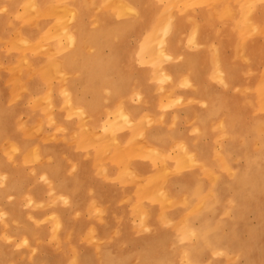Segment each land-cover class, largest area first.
<instances>
[{"label":"rangeland","instance_id":"1","mask_svg":"<svg viewBox=\"0 0 264 264\" xmlns=\"http://www.w3.org/2000/svg\"><path fill=\"white\" fill-rule=\"evenodd\" d=\"M182 1L166 0L167 12L159 29L150 35L138 63L141 70L150 72L145 85L153 92H160L159 103L167 105L170 111L179 112L180 117L176 123H165L155 115L150 120L147 115L152 112H145L143 129L148 137L164 132L172 141L178 128L185 131L198 127L199 115H203L205 122L200 123L206 127L207 133L199 135L200 139L215 147L209 158L216 155L215 160L226 159L225 148L234 143L233 130H236L237 140L233 146L237 165L242 167L259 159L264 166V28L257 29L255 20L248 19L247 14L241 23L242 29L237 32V45L230 58L225 59L220 51H216L212 66L201 64L200 70L206 74L205 83L215 92L205 101L196 94L197 83L193 77L168 80L164 74V71L170 72L165 19ZM61 2L68 0H48L45 6L40 0H0V18L8 21L7 34L0 32V264H74L75 255H78V264H100L105 259V249L128 251L138 247L129 238L118 244L115 237L117 231L130 229L120 223V218L127 212L126 221L138 219L136 214L129 212L125 193L120 191L122 183L118 180H114L115 185L105 183L107 198L104 201L97 197L96 190L91 189L101 176L99 163L93 164L90 148L94 145L90 144L103 140V131L114 120L116 112L106 113L109 104V109L116 111L123 102L132 106L149 101L142 91L144 80L137 75L131 77L129 97L103 101L108 105L99 113L100 125L93 123L90 114L74 109V105L71 107L62 93H55L56 101L48 100L46 93L50 86L59 90L56 81L62 75L59 71L62 64L55 59V56L62 55L59 45L66 41V47H71L73 43L71 38L60 35L73 23V17L66 16L68 8ZM106 3L116 18H132L137 14L127 1L106 0ZM28 28L40 33L35 34L38 41L31 38ZM154 35L156 43L153 45ZM254 42L262 45L255 55L249 49ZM191 44L197 49H207L202 43ZM155 51H158L155 53L157 58ZM37 58H44L45 62ZM229 63L233 65L230 70L236 81L233 91L229 89L226 74L225 66ZM41 65L48 77L42 74L38 78L43 72ZM228 92L237 98L236 110L228 101ZM219 96H222L220 101L216 100ZM187 112L190 116L186 115ZM196 132L197 129L195 134L198 135ZM122 133L127 135L129 131L125 129ZM138 135L137 131L133 132L132 139L141 141ZM169 148L174 162L180 151L176 147ZM147 158L138 153V166L143 167ZM57 171L60 179L57 177L55 183L62 181L68 184L66 187L74 179L84 178L77 186L75 200H66L63 194L70 192L65 186L59 185L66 192L58 196L52 191L54 182L47 181V176H53ZM128 179L143 180L138 177ZM230 180L229 176L224 178L222 187L225 188ZM124 189L127 191L126 186ZM231 194L232 188L228 192ZM92 200H99L102 208L110 209L100 215L101 212L91 207ZM54 210L61 211L65 218L59 231L52 213ZM246 217L250 224L257 225L253 211ZM91 225L97 227L95 238L89 234ZM130 259L139 262L137 256Z\"/></svg>","mask_w":264,"mask_h":264},{"label":"bare ground","instance_id":"2","mask_svg":"<svg viewBox=\"0 0 264 264\" xmlns=\"http://www.w3.org/2000/svg\"><path fill=\"white\" fill-rule=\"evenodd\" d=\"M122 1H127L137 14L133 20L125 19L118 24L109 15V8L103 0L61 2L69 10L66 16L73 17V23L60 34L72 39L71 47L78 40L79 46L92 44L97 50H103L106 47H111L113 50L110 56L98 54L93 58L89 57L87 76L96 74L98 71L95 67L102 61L118 62V64L123 61V55L119 51L121 42L123 46H126L122 49L135 46L143 51L150 35L159 29L161 20L167 12L166 0ZM98 2H100V10H93V5ZM263 3L264 0H252L248 19L254 18L255 15L263 16L264 12L259 14ZM175 17L176 14L171 13L170 16L167 14L165 19L168 32L166 50H168L167 56L170 61L168 65L170 72L164 71V74L168 80L181 81L184 77H193L197 83L196 94L207 101L215 92L205 83L206 74L200 70L201 64L212 66L216 51H220L225 59H229L232 53L231 46L228 39L219 40L218 38L216 42H208L206 37L203 42L200 21L194 23V26L187 31V24L184 21L176 23ZM260 17L258 19L262 21ZM97 25V28H93ZM255 26L261 31L262 27L256 21ZM239 29L240 24L237 23V30ZM182 34H189L188 38L192 43H206V51H196L195 46L182 44ZM155 36L152 40L153 45L156 43ZM112 41L114 47H112ZM261 46L254 42L249 48L250 53L255 55ZM149 49L152 50L150 46ZM62 51L64 54L62 52L63 55L59 54L55 56V59L61 64L67 62L72 68L76 66L74 48L62 49ZM157 52H153L155 58H157L155 55ZM137 57H141V54L139 53ZM118 67L115 65V72L121 76L123 71L121 67ZM225 67L229 78L228 86L233 91L236 82L230 70L233 65L229 63ZM43 72V76H49L44 69ZM149 73L148 70H139L137 74L144 80L143 88L141 86L140 88L149 101L132 104V106H127L122 101L124 104L116 111L113 108L109 109L110 104H104L103 101L129 97L131 91L129 82L120 81V78L112 80L108 85L85 84L82 86L85 88V94L80 97H76L77 86L73 83L65 84L61 91H56L54 86H50L46 93V98L53 101H56V92L62 93L71 107L74 105V109L90 114L95 125L102 124L98 116L105 106L108 105L106 113L116 112L114 120L103 131V140H99L97 144H90L94 145L90 148L95 161L93 164L95 165L96 161L99 163L101 176V180L96 181L91 189L96 190L97 197L104 201L107 198L105 183L115 185L114 180L122 183L120 191L125 193L129 212L136 214L138 219L134 222L131 219L126 221L129 216L127 212L120 218V223L130 229L124 232L117 231L115 237L118 244L125 243L129 238L138 247L128 251L123 248L105 249V259L100 264H264V166L259 159H253L242 167L237 165L234 157L236 149L233 146L237 140L236 130H233L234 143L225 148L228 154L226 159L215 160L216 155L209 158L210 151L214 152L215 147L200 139L199 135L207 133L206 127L200 123L205 122L203 115H199L198 127L186 128L185 131L178 128L173 133L176 136L172 137V141L165 137L164 132L157 135L151 134L148 137L142 123L146 116L143 115L145 112L153 113L147 115L150 120H153L155 115L159 121L162 119L165 123L167 121L176 123L180 117L179 112L170 111L167 105L159 103L160 92L156 93L157 90L153 92L149 86L145 85L146 76ZM63 78L69 80L67 76ZM107 93H110L108 97ZM228 94V101L236 110L237 98L230 92ZM221 99L222 96H219L216 100ZM189 113L187 112L186 115L190 116ZM125 129L129 131V135L122 133ZM196 129L198 135L195 134ZM135 131L141 137V141L132 139ZM162 137L168 140L161 142ZM156 140L161 141L153 143ZM169 147H176L180 151V155L173 159L174 162L171 160ZM123 148H125L124 152ZM138 153L148 157L143 167L138 166ZM48 175L50 177L47 176V181L51 184L54 182L51 186L54 194L58 196L68 191L69 194H63L66 200H75L73 196L76 195L77 186L83 182L84 178L74 179L73 183L66 187L65 185L68 184L61 183L62 181L59 184L55 183L54 180L57 177L60 179L58 171L53 176ZM227 176L231 177V180L224 188L221 183ZM134 177L143 180L129 181L128 178ZM59 185L65 186L66 191L61 190ZM125 186L127 191L124 189ZM231 188L232 194L228 195ZM99 203V200H92L91 207L102 215L109 207L102 208ZM250 211L256 214L258 220L256 226L250 224L246 217ZM52 213L59 231L63 227L64 215L59 210H54ZM148 230L152 232L149 233ZM89 234L95 238L97 227L91 225ZM165 235L166 237L162 238ZM131 256H137L139 262L131 261ZM73 261L74 264H78V255H75Z\"/></svg>","mask_w":264,"mask_h":264},{"label":"crops","instance_id":"3","mask_svg":"<svg viewBox=\"0 0 264 264\" xmlns=\"http://www.w3.org/2000/svg\"><path fill=\"white\" fill-rule=\"evenodd\" d=\"M48 0H40V3L42 6H45L47 4ZM103 2L107 5L106 1L103 0ZM252 6V0H183L180 2L176 8L173 10L176 14L175 22L184 21L187 26V31L194 26V23L197 21H200L202 24V36H203V42L206 40V37L208 39V42H216L217 39L224 40L228 39V43L231 46V52L235 51V46L237 45V32L242 29V21L245 19L247 14L250 12V8ZM109 8V15L113 17V19L116 21V24L122 22L125 19L133 20L135 16L132 18H124L119 19L114 16V12ZM100 2L98 4L93 5V10H100ZM264 12V3L263 8L260 10L259 14H262ZM261 16V15H260ZM259 16V17H260ZM258 16H254V20L258 22L261 27L264 28V14L260 17L262 21H259ZM261 22V23H260ZM237 23L240 24V29L237 30ZM97 26H93V28H97ZM7 28H8V21L6 18H0V32L2 34H7ZM189 28V29H188ZM28 34L31 35V38L33 40L38 41L35 34L40 35L39 32L35 31L34 29L28 28ZM189 35V34H188ZM187 34H182V41L186 44L192 45L190 42V39L188 38ZM192 36V35H191ZM114 38V37H113ZM111 38V39H113ZM191 38V37H190ZM189 39V40H187ZM119 42H121L118 39ZM62 44L59 45V50L62 51V49H68V48H74V60L77 62V65L73 68L69 66L67 62H63L61 65L59 71H61L59 80L56 81L58 84V89L61 91L62 88H64L65 84H71L73 83L77 88L75 89V95L76 97H80L85 94V88H82L85 84H103L108 85L112 82L114 79H119L120 81H125V83L129 82V79L131 77H134L138 74V71L141 70L138 66V63L140 62L142 58V54L145 51V49L142 51L139 47L131 46V48H125L126 46H123L124 44L121 42L120 53L123 55L124 60L121 61L119 64L108 62V61H102L100 65L96 66L97 73L93 76H87L86 68L89 65V57L97 56L98 54H104L105 56H110V54L113 52L111 47H106L103 50H97L95 46L92 44H85V45H78V40L76 43L74 42L73 47H66L65 44L66 41H62ZM183 44V43H182ZM206 44V43H202ZM193 46V45H192ZM62 47V49L60 48ZM112 47L113 41H112ZM129 47V46H128ZM1 48V47H0ZM197 49V48H196ZM195 49V50H196ZM196 51H206L202 49H197ZM63 52V51H62ZM141 54V57H137L138 54ZM64 54V52H63ZM62 54V55H63ZM137 54V56H136ZM120 58V55H119ZM118 58V59H119ZM36 60H42L44 61V58H37ZM45 62V61H44ZM116 67H121V70L123 71V74L121 76L117 75L115 70ZM91 66V65H90ZM118 67V68H119ZM41 68L43 66L41 65ZM85 69L83 72L82 70ZM125 71V72H124ZM39 77H42V72L39 73ZM63 76H67L66 80L63 78ZM138 76V75H137ZM128 78V79H127ZM140 79V76H138ZM71 79V80H70ZM66 80V81H65ZM38 84V82H36ZM186 91H189V89H186Z\"/></svg>","mask_w":264,"mask_h":264}]
</instances>
